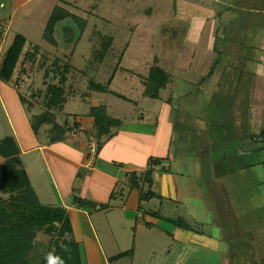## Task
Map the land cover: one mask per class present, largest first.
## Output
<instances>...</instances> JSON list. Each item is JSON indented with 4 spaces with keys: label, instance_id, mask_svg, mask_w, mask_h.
<instances>
[{
    "label": "crops",
    "instance_id": "crops-1",
    "mask_svg": "<svg viewBox=\"0 0 264 264\" xmlns=\"http://www.w3.org/2000/svg\"><path fill=\"white\" fill-rule=\"evenodd\" d=\"M47 1L0 0V26L9 23L11 33L13 19L20 14L29 18L32 6L43 5ZM53 1L58 3V0ZM154 1L163 5V0ZM235 1L196 0L188 3V10L185 11L188 13L180 15L186 18L184 22L188 23V27L180 29V33L177 34V37L184 39V45L176 51L174 61L177 63L175 66L177 70L187 72V79L182 77L178 79L175 74V79L171 76L164 86H150L148 78L153 67L133 63L136 71L128 69L123 64L115 72L111 85L106 86L96 79L101 67L92 68V73L95 74L91 80L96 86L108 87V92L91 90L86 92V95L78 92L65 94L67 102L64 109L52 111L57 124L68 131L64 143L49 142L51 126H44L39 133L35 132L34 118L44 114L42 107L38 105L41 103L40 100L37 97L32 99L26 85L22 88L16 87L15 78L8 83L0 77V85L20 90L19 103L16 101L15 106L11 103L12 107L6 104L8 100L0 95V143L13 139L19 150V155L14 158L5 159L0 155V205L16 211H23L29 206L66 209L74 230L73 237L67 241L73 264H135L144 254L146 249L140 241L141 234L153 232L151 227H160L162 222L150 216L154 213L143 211L146 202L141 201L137 191L131 190L129 179L134 173H146L151 159L164 160V164L154 174L155 198L149 200V203L162 198L160 203L162 207L165 202L180 206L184 204L191 207L205 221L212 217L218 221L222 214L231 215L235 200L229 197L224 203H220L218 197L214 196L216 192L208 189L209 178L215 176L211 168L213 155L208 156L210 148L215 149L218 146L223 148L225 141H231L234 143L231 152L233 151L236 161L225 162L224 165L230 168L237 167L235 170L238 175L245 177L247 172L254 168L251 164L239 163L245 158L259 154L261 162L257 166L264 172V147L258 139L264 129V16L259 15L262 22L246 19L245 13L256 15L250 7L251 2ZM179 2L186 5L189 1ZM235 5L243 9L240 16L227 14L223 18V14H218L219 11H226L227 7ZM232 18H236L235 23L238 19L244 20V23L248 21L246 29L255 27L253 32L255 37L253 38L252 34L250 36L253 52L247 64L250 75L245 102L248 108L241 117L246 118V127L237 132V138L227 139L224 136L218 137L213 143L209 142L212 144L208 145L210 146L208 148L204 147L206 149L202 153L192 149L189 140L182 141L179 150H176L174 149L177 142L176 126L181 124L178 122L181 115L184 117V125L190 124L194 127L203 121L206 109L210 107L209 101L205 104L203 102L205 99L201 97L198 99L196 95L211 96L213 101L225 86V77H221L223 69L219 73L217 64L215 68H218L208 76L214 70L209 57L210 52H215L219 36L230 38L231 33L236 32L237 27H234ZM19 36L26 39L23 35H17L15 40ZM29 44L27 40L26 47H29ZM171 52L173 54V51ZM255 55L257 60H254ZM160 67L169 73L162 65ZM229 67L225 68L227 73L224 76L229 74ZM203 71L204 79L199 84L194 83V77H203L201 75ZM68 84L69 82H66L65 85ZM116 87L124 89L126 94L115 90ZM151 87H162L163 93L158 91L150 94ZM9 97L12 98L11 95ZM79 104L89 106L86 114L73 113L79 109ZM102 106L107 109L110 134L102 140L99 156L92 164L90 144L83 135H76L75 132L81 127L87 130L94 129V120L90 117L91 109ZM197 112L201 115L195 118ZM28 131L31 136L26 138ZM255 133H258V137H255ZM43 136L47 141L45 143L41 140ZM214 142L218 143L214 145ZM224 155L228 157L227 154ZM60 162L65 172L64 177H60L58 170L53 169V165L56 167ZM235 170L233 169V172ZM228 172H231L229 168L221 170L222 175ZM49 177L54 181L53 184ZM57 186L60 187V191ZM261 187L264 189V180ZM250 189L251 187L247 188ZM259 197H263V193H259ZM76 198L89 201L93 205L85 209L79 208L75 204ZM55 201L59 202L54 204ZM249 203V199L243 201L242 211H246L245 213L250 212ZM95 204L109 205V208L98 210ZM261 208L260 214L264 211V205ZM143 214H146V217ZM157 214L160 215V212ZM169 227L172 229L163 231L176 236L175 240L184 246L192 243L201 247L206 246L221 255L232 254L231 249H228V243L216 241L212 244V240H203L191 234L192 231ZM38 245L46 249L41 264L51 249V243L46 235L39 234L30 257L32 264L38 261L35 257ZM163 251L170 256L175 249L169 244ZM179 253L181 257L183 251L181 253L179 250Z\"/></svg>",
    "mask_w": 264,
    "mask_h": 264
},
{
    "label": "rangeland",
    "instance_id": "rangeland-1",
    "mask_svg": "<svg viewBox=\"0 0 264 264\" xmlns=\"http://www.w3.org/2000/svg\"><path fill=\"white\" fill-rule=\"evenodd\" d=\"M186 1L189 2H186L185 5L181 4L179 0H163V5H160L154 0L150 2L149 0H58V3L48 0L43 5L32 6V14H29V18L20 14L12 20L8 51L9 47L13 46L17 35L25 36L30 43L21 56L14 76L16 81L14 84L18 88L26 85L29 93L32 94V99L37 97L40 100L41 103L38 105L42 107L45 114L46 105L43 99L50 86L60 87L62 86L60 85L61 81L66 78L69 84L68 86L63 85L65 94L78 92V94L86 95V92L92 90L91 77L95 74V72L92 73V68L95 69L98 66L101 68L96 79L106 86L123 64L128 69L136 71L133 63L141 64V66L148 64L151 67L162 65L173 79H175V74L178 79L181 77L187 79V72L177 70L175 67L177 63L174 61L176 51L184 45V39L175 37L173 31L188 27V23L184 22L186 18H182L180 15L188 13L185 12L188 10V3L196 0ZM57 8L64 9L76 18L70 17L57 26L55 32L57 46H52L46 39V30ZM240 12H237L236 15L242 14ZM218 14H223L224 18L230 12L222 10ZM245 16H247L246 19H253L252 15L245 13ZM259 18L260 16H257L256 19L259 20ZM231 20L234 27H237L235 28L236 32H232L230 38L219 36L215 52H210L209 57L214 67L219 63V73L223 69L221 77H225V86L213 101L211 96L196 95L198 99L200 97L205 99L203 101L205 104H208L206 101H209L210 107L206 109L203 121L194 127L190 124L184 125V117L181 115L180 121H178L181 124L176 126L175 140L177 142L174 145L176 150H179L182 141L189 140L191 148L202 153L204 149L210 147L208 145L217 141L218 137L237 138V132L246 127V118L242 119L241 117L244 116L248 108L245 102L248 94L246 86L249 83L250 75L247 64L251 58V52H253L250 36L254 34L255 27L246 29L248 21L244 23V20L238 19L235 23L236 18ZM106 49L107 52H105ZM170 50L173 51V54ZM103 53H105L104 60L100 62L99 58ZM127 53L128 57L126 58ZM254 60H257V55L254 56ZM227 67H229V74L224 76L227 73V69H225ZM203 74L204 71L201 73L203 77L195 76L194 83L199 84L204 79ZM115 90L126 94V91L119 87H116ZM199 90L200 87H198V92ZM19 91L14 87L6 88L4 84L0 85V95L8 100L6 104L9 106L11 103L15 106L16 101L20 100ZM158 91L162 94V87H151L149 93L154 94ZM167 96L169 97V94ZM84 97L86 98V96ZM172 102L174 104V101ZM79 105V109L73 113L86 114L89 106L87 104ZM199 113H195V118L201 115ZM235 117L241 119H234ZM50 130L49 142L51 143ZM82 135L89 144L93 141L92 138L97 140L95 129L87 130ZM255 135L258 137V133ZM30 136L31 133L28 131L26 138ZM41 140L43 143L47 142L44 136ZM61 142L64 143V140ZM215 143L218 142H214V145ZM233 145V142L225 141L223 148L220 146L215 149L210 148V155H208H213L211 168L215 175L213 178H209L208 189L213 193L216 192L214 196L218 197L220 203H224L229 197L235 200L232 214H222L218 221L213 217L205 221L191 207L184 204L180 206L165 202L162 207L160 204L162 198L151 203L149 200L144 201L146 205H143V211L149 214L160 212L162 223L159 224L161 228L153 226L151 227L153 232H148L147 235L141 234L140 241L146 250L135 264H264V211L260 214L261 207L264 205V189L261 187L264 172L260 171L257 166L261 162L260 156L255 154L239 163H248L254 168L251 172H247L245 177H242L244 175H238L236 172L237 167L232 166L231 169L223 164L236 161L234 160L236 157L232 154L233 151L231 152ZM224 154H227L228 157ZM62 167L61 162L56 167L53 165L54 171L58 170L60 177L65 175ZM224 168L227 170L229 168L231 172L222 175L221 170ZM231 173L233 175H230ZM50 179L53 184L54 181L52 178ZM57 187L60 191V187ZM248 187L251 189L247 190ZM145 188V191L149 192L148 186ZM259 193H263V197H259ZM247 199L250 201L248 204L250 212L245 213L246 211H242L243 201ZM56 202L59 201H55L54 204ZM143 215L146 217V214ZM165 219L186 221L192 228L191 234H195L203 240H212V244L216 241L228 243V249H231L232 252L231 256L229 254L221 255L215 253L214 250H209L206 246L201 247L192 243L184 246L175 240L176 236L163 231L171 230L172 228L169 226H173ZM199 232L200 234H198ZM46 238L51 243V238L47 236ZM169 244L175 251L172 252V255L167 256L163 250L167 249ZM36 250L35 257L38 260L36 264H41L46 249L38 245ZM179 250L181 253L183 251L181 257Z\"/></svg>",
    "mask_w": 264,
    "mask_h": 264
},
{
    "label": "trees",
    "instance_id": "trees-1",
    "mask_svg": "<svg viewBox=\"0 0 264 264\" xmlns=\"http://www.w3.org/2000/svg\"><path fill=\"white\" fill-rule=\"evenodd\" d=\"M237 2H251L250 7L254 11V14H256L253 16L251 13L253 16L252 20L258 22L256 19L257 16H264V0H236L235 3ZM235 6L227 7L226 11L234 16L239 11L243 14L242 7L238 5ZM238 15L240 16V14ZM70 17L76 18L62 8H57L55 10L46 30V39L52 46H57V41L55 39L57 26ZM26 46L27 40L25 38L21 36L16 38L1 67L0 77L3 81L8 83L13 81ZM106 48L109 47L106 46ZM107 51L106 49L105 52ZM104 54L105 53L99 58L100 62L104 60ZM217 66H219V63ZM217 68L218 67H214V70L208 76H211ZM170 78L171 76L169 73L164 71L159 65H156L151 69L148 83L150 86H164L169 82ZM112 81L113 79L109 81L108 86L111 85ZM66 82V78H63L60 83L62 86L49 87L43 99L47 111L40 117L34 118L33 127L36 133H39L44 126L52 127L50 130L52 143H58L64 140L68 133L65 128L57 124L55 115L52 113L54 110L62 111L66 105L67 100L65 98V89L63 88ZM91 87L94 91L108 92V87L96 86L93 82L91 83ZM90 117L94 120V129L97 132V140L100 145L99 149H101L102 140L110 134L109 118L106 107L92 108ZM258 139L261 140V144L264 147V129ZM0 155L5 159L18 156L19 150L16 142L13 139H9L0 143ZM163 164L164 160L151 159L149 162V170L146 173H134L130 176L129 184L131 190L140 192L139 194L142 202L155 198V193L153 192L154 174L158 168L163 167ZM146 186H148L149 192L145 191ZM75 204L82 209L93 205V203L80 198H76ZM95 207L98 210H104L109 208V205L95 204ZM141 211L142 208L140 207V212ZM150 216L154 217L156 220L162 219L157 213ZM166 221L176 228L192 231L188 223L182 220ZM39 234H44L51 238V249L42 264H73L67 241L73 237L74 230L70 214L66 209L60 207L29 206L23 211H16L3 204L0 205V264H32L30 257L35 249ZM129 255L132 256V253Z\"/></svg>",
    "mask_w": 264,
    "mask_h": 264
},
{
    "label": "built area",
    "instance_id": "built-area-1",
    "mask_svg": "<svg viewBox=\"0 0 264 264\" xmlns=\"http://www.w3.org/2000/svg\"><path fill=\"white\" fill-rule=\"evenodd\" d=\"M9 33H10V24H6L3 26H0V68L6 58V55L8 53V40H9ZM85 127H81L80 129H77L75 134H84L86 132ZM92 142L90 144V155H91V160L96 162L99 152H100V145L98 140H95V138H92Z\"/></svg>",
    "mask_w": 264,
    "mask_h": 264
},
{
    "label": "flooded vegetation",
    "instance_id": "flooded-vegetation-1",
    "mask_svg": "<svg viewBox=\"0 0 264 264\" xmlns=\"http://www.w3.org/2000/svg\"><path fill=\"white\" fill-rule=\"evenodd\" d=\"M174 32H175V37L177 36V33H180V31H179V29H177V30H173Z\"/></svg>",
    "mask_w": 264,
    "mask_h": 264
},
{
    "label": "clouds",
    "instance_id": "clouds-1",
    "mask_svg": "<svg viewBox=\"0 0 264 264\" xmlns=\"http://www.w3.org/2000/svg\"><path fill=\"white\" fill-rule=\"evenodd\" d=\"M203 24V21H201V25Z\"/></svg>",
    "mask_w": 264,
    "mask_h": 264
}]
</instances>
